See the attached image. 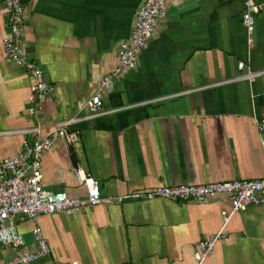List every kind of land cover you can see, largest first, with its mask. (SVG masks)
I'll return each instance as SVG.
<instances>
[{"label":"crops","instance_id":"crops-1","mask_svg":"<svg viewBox=\"0 0 264 264\" xmlns=\"http://www.w3.org/2000/svg\"><path fill=\"white\" fill-rule=\"evenodd\" d=\"M252 1L261 11L248 42L243 0H170L135 68L101 93L99 115L89 119L85 105L116 66L140 0H21L27 56L52 87L38 119L27 114L30 78L3 53L8 15L0 2V162L31 139L20 131L38 125L50 136L69 122L76 141L56 140L41 159L44 189L83 196L74 175L81 168L110 199L75 215L18 221L25 245H0V264L36 250L34 226L50 248L35 264H197V243L220 230L226 196L185 205L118 198L264 179V0ZM224 232L203 264H264V205L235 213Z\"/></svg>","mask_w":264,"mask_h":264},{"label":"built area","instance_id":"built-area-1","mask_svg":"<svg viewBox=\"0 0 264 264\" xmlns=\"http://www.w3.org/2000/svg\"><path fill=\"white\" fill-rule=\"evenodd\" d=\"M170 0H140L135 15L134 26L129 35L120 43L116 66L104 77L98 80V91L88 101L86 119L93 118L101 107V93L107 90L124 71L135 68L138 53L145 46L157 23L164 17L166 5ZM8 15L7 33L1 40L5 58L15 66L24 69L30 78L27 98V114L30 119H38L41 113V102L49 97L51 85L45 79L44 71L36 61L28 58L24 42V7L21 0H0ZM261 11V5L252 0H243L241 25L250 42L255 33L256 17ZM238 70L244 69L239 63ZM248 73L245 78H250ZM125 109V108H123ZM257 123V122H256ZM69 122L63 123L50 136H40L37 126L24 129L19 133L30 135L24 138L19 153L14 157L4 158L0 162V245L13 251L24 247L23 237L17 231L18 221L35 222L40 216L75 215L85 209L95 207L110 199L101 198L98 182L81 168L74 169V175L84 188V195L69 197L65 192H48L44 189L41 172V159L51 152L56 140L62 139L71 145L76 141V135L69 132ZM259 132L264 130V121L257 123ZM264 144V143H263ZM224 195L229 200L227 210L221 212L222 226L217 233L209 234L205 240L197 243L193 254L197 264H203L212 254L215 246L225 239L224 229L231 217L250 206L264 205V179L255 181L217 182L207 185L190 186H159L149 191L129 193L118 198L126 201H154L163 199L181 205L189 202L204 203L207 199ZM36 245L34 252L16 253L1 264H35L49 257L50 248L38 226L31 231ZM77 264V263H71Z\"/></svg>","mask_w":264,"mask_h":264}]
</instances>
